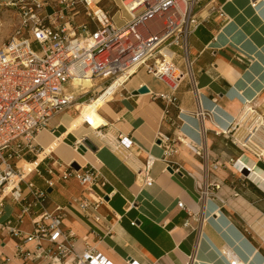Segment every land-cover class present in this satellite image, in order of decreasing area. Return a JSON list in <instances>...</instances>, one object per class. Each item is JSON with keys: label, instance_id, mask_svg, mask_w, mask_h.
<instances>
[{"label": "crops", "instance_id": "0c3cea01", "mask_svg": "<svg viewBox=\"0 0 264 264\" xmlns=\"http://www.w3.org/2000/svg\"><path fill=\"white\" fill-rule=\"evenodd\" d=\"M208 2L204 0L197 8L202 24L189 36L187 54L176 49L175 64L191 76L182 83L178 108L171 110L168 119L164 103L154 99L166 92V86L141 71L113 95L119 83L114 84L102 98L94 99L95 105L87 104V97L80 100L76 105L79 118L75 119L77 112L72 108L73 115L69 110L58 115L38 135L36 142L43 149L38 167L47 178L50 166L58 171L76 163L96 168L109 182L103 188V205L97 211L82 212L68 207L70 201L85 194L76 181L59 182L48 189L39 177H29L37 187L48 190L50 211L66 208L64 226L74 234L79 250L85 248L83 238L88 237L90 246L114 264L129 260L139 264H230L224 255L228 248L243 264H264V185L255 177L252 181L243 178L230 161L243 156L263 178L264 163L217 134L237 121L248 106L264 116V0H217L206 6ZM216 5L223 13H210ZM118 13L114 21L120 28L129 17L123 22ZM92 85L97 86L98 81ZM84 86L82 91L92 88ZM143 86L150 92L135 95ZM102 88L88 97H96ZM199 111L204 118L196 116ZM86 119L93 127L107 124L105 132L111 140L118 133L129 135L140 152L125 161L96 140L97 151L76 150V141L92 136L91 129L82 127ZM159 132L197 146L202 156L181 145L170 159L181 173H173L162 160ZM147 153L158 159L151 171V186H144L136 176ZM34 159L23 161L33 163ZM202 187L213 189L216 195L203 199ZM179 202L184 209L178 207ZM188 219L191 225L185 228ZM4 251L13 254V243Z\"/></svg>", "mask_w": 264, "mask_h": 264}, {"label": "built area", "instance_id": "2783aa9c", "mask_svg": "<svg viewBox=\"0 0 264 264\" xmlns=\"http://www.w3.org/2000/svg\"><path fill=\"white\" fill-rule=\"evenodd\" d=\"M17 1L6 4L19 12V22L10 39L0 47V218L7 200L16 207L13 218L0 223V264H114L90 246L88 237L83 238L85 248H77L74 234L64 226L66 208L50 211L48 190L37 187L29 177H39L48 189H54L59 182L76 181L85 194L82 199L70 201L68 207L82 212L97 211L103 205L107 179L94 167L79 165L76 169L73 163L58 171L50 166V178L38 165L25 176L19 163L27 157H34V162L39 158L43 149L36 139L49 129L55 117L73 108L77 112L75 119L79 118L81 112L76 105L80 100L87 97L86 103H91L119 83L114 95L141 71L166 86V92L156 94L154 99L164 103L168 119L171 110L178 108L182 83L191 76L175 64L176 49L187 54L189 36L202 24L197 8L204 0H136L130 8L123 0L122 8L129 20L120 28L114 21L121 10L116 3V11L111 14L100 1L94 0ZM216 1L209 0L206 6ZM221 8L212 6L210 13H223ZM81 15L84 20H77ZM185 61L189 64L187 57ZM83 78L103 81L105 87H100L96 97H88L96 86L74 91V81ZM193 85L196 87L195 81ZM195 114L205 116L202 111ZM83 126L92 130V136L76 141L74 148L78 151L89 139L93 143L103 142L125 161H131L140 152L129 135L118 133L114 140L109 139L105 123L93 127V122L86 119ZM217 134L264 163V116L255 107L248 106L237 121ZM157 140L163 148L162 160L173 173H181L180 167L174 168L170 160L181 145L202 156L197 146L179 137L171 139L159 132ZM157 161L147 153L136 169L144 186L154 183L151 171ZM230 163L243 178L252 181L255 177L261 182L259 185H264L256 166L247 163L243 156ZM199 193L203 199L216 195L207 187L200 188ZM178 207L184 209V203L179 202ZM95 220L100 221V217L95 215ZM190 220L185 222V228L190 227ZM8 243H13V254L4 251ZM224 255L230 264H243L229 248ZM125 264L139 263L129 260Z\"/></svg>", "mask_w": 264, "mask_h": 264}, {"label": "rangeland", "instance_id": "374dc122", "mask_svg": "<svg viewBox=\"0 0 264 264\" xmlns=\"http://www.w3.org/2000/svg\"><path fill=\"white\" fill-rule=\"evenodd\" d=\"M16 1L17 0H0V47L10 39V37L13 35L18 25L19 12L15 8L6 6L7 3L16 2ZM48 1L58 3L60 0H48ZM114 3H116L121 8V10L118 13V18H120L124 22L129 16L126 12H123L124 10L122 9L121 0H103L101 6H103L106 10L110 11L111 14H113L116 11ZM48 12H51V9H48ZM77 20L79 21L84 20L83 15L79 16ZM102 83L103 81L98 80V85L96 86L95 89L99 90L100 87H103ZM95 95L98 96V93H96ZM68 114L73 115L74 114L73 109L69 110ZM52 196L53 194L50 195V197ZM5 204H6V207L4 209L5 214L0 218V223H5L9 219H12L13 214L16 210V207L13 205L11 201L7 200Z\"/></svg>", "mask_w": 264, "mask_h": 264}, {"label": "bare ground", "instance_id": "6f19581e", "mask_svg": "<svg viewBox=\"0 0 264 264\" xmlns=\"http://www.w3.org/2000/svg\"><path fill=\"white\" fill-rule=\"evenodd\" d=\"M94 1H100L102 3L103 0H94ZM135 2H136V0H124V5L128 8H130L132 5H134ZM92 82L93 81L91 79H84V78L83 79H76L73 83L74 84L73 85L74 91L81 92L82 90H84V87H85L84 85H88L89 87H91ZM99 98H102V94L100 96H98L97 100ZM97 100L94 102V99H93V101L91 102L92 104H90V103H87V104L95 105L97 103ZM41 155H42V152L39 154L38 157L40 158ZM39 158L33 163H29L26 161H21L19 163V167L24 171L25 176L28 174V172L30 171L31 168H34L38 165ZM24 163H26V165H27L26 168H24V166H23Z\"/></svg>", "mask_w": 264, "mask_h": 264}, {"label": "water", "instance_id": "95a60500", "mask_svg": "<svg viewBox=\"0 0 264 264\" xmlns=\"http://www.w3.org/2000/svg\"><path fill=\"white\" fill-rule=\"evenodd\" d=\"M150 90L148 87L146 86H143L141 87L138 91H136L134 94L137 95V94H147L149 93ZM80 149L83 151V152H86L87 150H91V151H97V146L92 142L90 141L89 139L85 141V147L84 146H81ZM72 167L73 168H76V169H79V165L76 164V163H73L72 164ZM51 192V191H50Z\"/></svg>", "mask_w": 264, "mask_h": 264}, {"label": "trees", "instance_id": "16d2710c", "mask_svg": "<svg viewBox=\"0 0 264 264\" xmlns=\"http://www.w3.org/2000/svg\"><path fill=\"white\" fill-rule=\"evenodd\" d=\"M35 160V159H34ZM33 161V160H32Z\"/></svg>", "mask_w": 264, "mask_h": 264}]
</instances>
